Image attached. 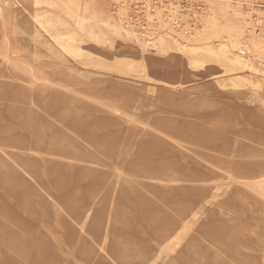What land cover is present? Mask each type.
I'll return each instance as SVG.
<instances>
[{"label":"rangeland","instance_id":"1","mask_svg":"<svg viewBox=\"0 0 264 264\" xmlns=\"http://www.w3.org/2000/svg\"><path fill=\"white\" fill-rule=\"evenodd\" d=\"M129 4L0 0V264H264V33Z\"/></svg>","mask_w":264,"mask_h":264},{"label":"built area","instance_id":"2","mask_svg":"<svg viewBox=\"0 0 264 264\" xmlns=\"http://www.w3.org/2000/svg\"><path fill=\"white\" fill-rule=\"evenodd\" d=\"M128 2L132 8L130 18L136 33H140L144 39L149 38L148 32L151 31V35L159 33L167 36V39L175 34L188 35L193 26L203 21V16L207 15L211 7V0H128ZM237 2L247 22L250 23L252 34L256 37L263 36L264 0H235V4ZM147 7H150V11L157 9V18L154 12H151L154 14V20L146 18Z\"/></svg>","mask_w":264,"mask_h":264},{"label":"bare ground","instance_id":"3","mask_svg":"<svg viewBox=\"0 0 264 264\" xmlns=\"http://www.w3.org/2000/svg\"><path fill=\"white\" fill-rule=\"evenodd\" d=\"M87 12H88V11H87ZM96 12H97V11H96ZM83 22H84V21H83ZM83 22H82V23H83ZM82 23H81V24H82ZM94 26H95V25H94ZM79 29H80V28H79ZM82 32H83V31H82ZM76 36H77V34H76ZM149 39H150V38H149ZM238 45H240V44H238ZM1 130H3V129H1ZM69 164H70V163H69ZM20 187H21V186H20ZM11 196H12V195H11ZM11 196H10V197H11ZM8 197H9V194H8ZM94 199H96V198H94ZM87 215H88V214H87ZM4 245H5V244H4ZM10 247H11V246H10ZM86 247H87V246H86ZM90 247H92V246H90ZM12 250H13V249H12ZM90 251H92V250H90ZM84 253H85V252H84ZM106 260H107V259H106Z\"/></svg>","mask_w":264,"mask_h":264}]
</instances>
